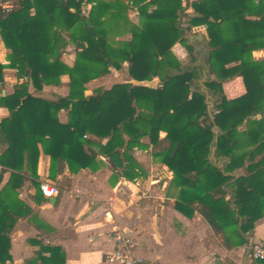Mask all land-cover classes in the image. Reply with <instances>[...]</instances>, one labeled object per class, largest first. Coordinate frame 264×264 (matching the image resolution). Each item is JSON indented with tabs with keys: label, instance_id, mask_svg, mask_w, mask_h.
<instances>
[{
	"label": "trees",
	"instance_id": "trees-1",
	"mask_svg": "<svg viewBox=\"0 0 264 264\" xmlns=\"http://www.w3.org/2000/svg\"><path fill=\"white\" fill-rule=\"evenodd\" d=\"M87 1L97 3L89 18L82 9ZM128 6L138 11L139 25L119 13L106 14L107 8ZM121 23L130 24L129 40L106 35ZM201 27L206 37L198 61L190 36ZM0 36L11 50L9 67L36 90L69 78V94L56 101L33 97L27 82L16 85L18 106L0 122V141L6 146L0 155V264L12 262V238L21 220L42 233L52 230L19 198L25 182L39 178L41 151L51 160L50 179L66 168L71 174L97 172L108 158L116 165L114 184L141 177L134 150L152 146L157 150L153 156L173 173L177 211L187 218L198 212L226 249L249 242L255 223L264 217V59L253 57L264 50V0H22L10 13L0 9ZM69 43L76 48L72 67L63 61ZM176 44L193 55V65L184 67L174 55ZM125 63L134 83L86 94L89 82ZM232 65L239 67L236 76L246 92L230 100L223 84L232 77ZM4 68L0 64V86ZM154 79L159 80L156 87L142 84ZM61 111L67 112L66 123ZM7 172L9 181L1 187ZM33 183L36 197L44 198ZM28 244L38 247L28 264H64L61 248L37 240Z\"/></svg>",
	"mask_w": 264,
	"mask_h": 264
},
{
	"label": "crops",
	"instance_id": "crops-1",
	"mask_svg": "<svg viewBox=\"0 0 264 264\" xmlns=\"http://www.w3.org/2000/svg\"><path fill=\"white\" fill-rule=\"evenodd\" d=\"M96 1L110 4L115 0ZM86 3L89 9L84 14L89 18L92 6L97 3L90 1ZM125 4L129 5L128 2ZM17 8L18 5L14 10ZM105 10L106 14L119 13L126 16L135 25L140 22L138 11L129 6L126 10L117 8ZM100 13L101 10L98 9L95 13L96 19L99 18ZM187 13L190 16L195 15L191 8ZM31 14L34 15L33 10ZM106 35L111 38L115 37L119 42L127 41L131 38L130 24L121 23L118 27L108 31ZM64 36L68 39L66 33ZM190 37L196 42L195 49L199 61L201 60L200 53L203 51L202 46L205 44L203 39L206 37V30L195 29ZM10 54L11 50L6 48L0 36V64L6 66L3 70V84L0 86V122L9 117L18 106L15 94L16 85L27 82L29 83V94L48 101H56L69 94L68 76L61 78L60 86H44L42 90H36L26 76H20L17 69L9 67ZM75 56L76 48L69 43L63 61L72 67ZM182 56L178 59L183 62L184 67L193 65L185 60L184 54ZM253 57L255 60L264 59V50L255 51ZM230 67L236 72L239 69L236 65ZM123 71L126 79L116 84L134 83L129 76V64L127 63L121 70L111 69L108 76L100 77L89 83L107 80ZM153 81L156 87L159 80L154 79ZM223 90L230 100L246 92L243 80L239 76L225 82ZM92 91L87 90L86 94H91ZM207 97L210 99L211 95L207 93ZM2 99H5V104ZM209 102L211 112L213 104L212 101ZM59 117L62 123L67 122V112L61 111ZM161 137L164 138L165 133H161ZM148 141V139L143 140L144 143ZM5 148L6 146L0 141V155ZM156 151L152 146L147 149L136 148L134 156L144 174L133 181L119 178L114 184L110 182V179L116 170V165L108 158H103L105 166L97 172L85 169L71 174L66 168L62 173L57 174L55 179H50L51 160L41 151L37 168L39 178L33 181L39 185L42 182H48L56 186L59 193L52 197L54 203L50 201V198H43L40 195L36 197L38 189L30 179L19 191V198L31 207L52 230L42 233L29 221L21 220L12 238L13 259L8 264L34 262L38 247L28 244L29 240H37L42 245L61 248L64 253V264H110L106 257L115 249L111 238L115 225L120 226L124 233L133 240L134 255L143 259L146 264H264L253 261L249 254L251 243L264 242V217L255 223L252 234L248 235L247 244L226 249L221 239L215 235L198 212L192 218H187L175 209L178 189L171 186L173 173L153 156ZM25 173H28L27 162ZM242 173L244 171H239V174ZM9 178L10 172L3 175L1 187L7 184ZM107 210L112 211L114 222H108L105 219L104 212Z\"/></svg>",
	"mask_w": 264,
	"mask_h": 264
},
{
	"label": "built area",
	"instance_id": "built-area-1",
	"mask_svg": "<svg viewBox=\"0 0 264 264\" xmlns=\"http://www.w3.org/2000/svg\"><path fill=\"white\" fill-rule=\"evenodd\" d=\"M18 1L22 0H0V9L4 13L12 12L18 5ZM34 1V0H29ZM57 1L61 3L68 2H81V0H50ZM83 12L89 9V6L86 2L82 3ZM1 173V167H0ZM39 189L45 198H52L58 195L59 190L56 186L48 183L42 182L39 185ZM104 217L108 222H114V216L112 211L107 210L104 212ZM115 249L112 253L107 255V262L110 264H146L143 259L134 255V242L133 240L124 233L123 229L115 225L112 236H111ZM250 258L253 261H264V242H253L249 246Z\"/></svg>",
	"mask_w": 264,
	"mask_h": 264
},
{
	"label": "rangeland",
	"instance_id": "rangeland-1",
	"mask_svg": "<svg viewBox=\"0 0 264 264\" xmlns=\"http://www.w3.org/2000/svg\"><path fill=\"white\" fill-rule=\"evenodd\" d=\"M88 10H85L84 13H87ZM98 21V19H96V17L94 16V23H96ZM138 25L140 24V22L137 23ZM115 41H116V38L115 37H112ZM183 47L181 45H176L174 48H173V53L174 55L179 58V57H183L182 54H184V58L186 61H188L190 64L193 63L192 61V57L193 55L188 51V49L184 48L182 49ZM183 63V62H182ZM229 73L230 75L232 76L231 78H234L236 76V71L233 70L231 67L229 68ZM230 78V79H231ZM126 77H125V74H124V71L123 73L117 75L116 76H111L109 77L107 80H104V81H101V82H93V83H89L87 84V90L88 91H92L93 89L97 88V87H104V88H110L111 86H113L114 84H116L117 82H121L122 80H125ZM211 79H214V76H211ZM198 87L203 90V86L198 84ZM210 104V102H209ZM245 126H243L241 129H244Z\"/></svg>",
	"mask_w": 264,
	"mask_h": 264
},
{
	"label": "water",
	"instance_id": "water-1",
	"mask_svg": "<svg viewBox=\"0 0 264 264\" xmlns=\"http://www.w3.org/2000/svg\"><path fill=\"white\" fill-rule=\"evenodd\" d=\"M87 24L88 26H91V21L90 19H87ZM201 29H205V27H201ZM206 75H207V72H204V79L200 81V83L202 84L203 81H205L206 79ZM143 85H146L148 87H154L155 86V81H151V82H144L142 83ZM50 201L52 203H54V198H50Z\"/></svg>",
	"mask_w": 264,
	"mask_h": 264
}]
</instances>
